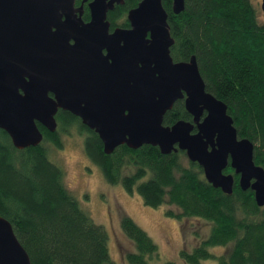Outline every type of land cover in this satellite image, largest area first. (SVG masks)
<instances>
[{
    "label": "trees",
    "instance_id": "1",
    "mask_svg": "<svg viewBox=\"0 0 264 264\" xmlns=\"http://www.w3.org/2000/svg\"><path fill=\"white\" fill-rule=\"evenodd\" d=\"M141 1L116 6L108 15L112 29L130 28L128 13ZM172 1L163 0L175 40L171 56L175 62L196 57L206 91L227 105L239 139L253 143L255 164L264 169L262 8L254 0H185L184 11L176 15ZM56 120L55 133L38 125L43 143L23 151L0 130V216L10 221L32 264H114L108 232L81 208L65 186V172L50 156L49 146L61 148V135L74 127L86 136L85 153L110 185L137 193L149 208L175 207L177 213L166 209V216L188 223L190 234L193 221L209 225L206 239L195 234L199 241L190 252H181L186 264H264V207L251 189L241 190L233 169L224 171L236 178L233 194L226 195L207 182L197 163L185 166V152L163 155L158 147L124 145L106 155L99 136L81 119L60 110ZM180 120H192L183 102L165 115L164 125ZM121 230L134 245L123 252L127 264L160 259L158 246L130 216L121 218ZM214 248L225 251L213 254Z\"/></svg>",
    "mask_w": 264,
    "mask_h": 264
},
{
    "label": "water",
    "instance_id": "2",
    "mask_svg": "<svg viewBox=\"0 0 264 264\" xmlns=\"http://www.w3.org/2000/svg\"><path fill=\"white\" fill-rule=\"evenodd\" d=\"M76 1L0 0V130L14 148L40 146L38 125L55 133L62 110L99 136L106 155L124 145L185 152L226 195L234 192V175L224 173L231 167L241 190L251 189L264 207V169L255 164L254 145L239 139L227 105L206 91L196 57L174 61L163 0H142L129 11L130 28L113 33L108 14L125 0H92L89 23ZM172 7L179 15L185 0ZM179 101L193 121L165 126ZM0 264H32L2 216Z\"/></svg>",
    "mask_w": 264,
    "mask_h": 264
},
{
    "label": "rangeland",
    "instance_id": "3",
    "mask_svg": "<svg viewBox=\"0 0 264 264\" xmlns=\"http://www.w3.org/2000/svg\"><path fill=\"white\" fill-rule=\"evenodd\" d=\"M78 1L81 0L76 2ZM257 2L261 8L262 0ZM85 137L76 127L72 128L68 133L61 135V148L49 146L50 156L65 172V186L79 201L81 208L108 232L112 262L127 264L123 252L128 253L134 248L132 241L121 230V218L128 215L158 246L160 259L154 264H165L168 261L186 264L181 259V252L192 250L199 241L195 234L206 239L209 225L193 221L194 234H190L191 227L188 223L184 226L183 222L166 216V209L177 213L175 207L149 208L137 193L131 195L120 185H110L100 169L87 157L84 149ZM188 163L186 158L185 166H188ZM224 251L223 248H214L211 253L223 254ZM201 264L218 263L210 260Z\"/></svg>",
    "mask_w": 264,
    "mask_h": 264
},
{
    "label": "flooded vegetation",
    "instance_id": "4",
    "mask_svg": "<svg viewBox=\"0 0 264 264\" xmlns=\"http://www.w3.org/2000/svg\"><path fill=\"white\" fill-rule=\"evenodd\" d=\"M90 2H92V0H89V1H84V0H81V1H78V2H76V8H79V7H81L82 5H83V7H84V14H83V16H82V18H83V21L85 22V23H89L90 21H91V12H90V8H89V4H90ZM87 12H88V15H89V19H88V21L87 20H85V16H86V14H87ZM108 19V18H107ZM128 19V18H127ZM109 21V20H108ZM110 22V21H109ZM110 25H111V23H110ZM116 28H121V29H126V28H122V27H116ZM116 28H114V29H112V26H111V28H110V33H113L114 32V30L116 29ZM129 29V28H128ZM72 44H73V42H71ZM51 96H53V95H51ZM179 102H183V104H184V106H185V102L184 101H179ZM178 103V102H177ZM176 103V104H177ZM175 104V105H176ZM186 109V108H185ZM59 113V112H58ZM70 113V112H69ZM57 117V116H56ZM185 121V120H184ZM193 121V118H192V120H191V122ZM187 122H190V121H187ZM58 123V122H57ZM228 168H231V167H228ZM227 168V169H228ZM232 169V168H231ZM226 171V170H225ZM227 174V173H226ZM235 175V174H234Z\"/></svg>",
    "mask_w": 264,
    "mask_h": 264
}]
</instances>
